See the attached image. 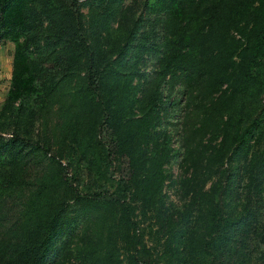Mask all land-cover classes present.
I'll use <instances>...</instances> for the list:
<instances>
[{
	"label": "trees",
	"instance_id": "trees-1",
	"mask_svg": "<svg viewBox=\"0 0 264 264\" xmlns=\"http://www.w3.org/2000/svg\"><path fill=\"white\" fill-rule=\"evenodd\" d=\"M140 7L133 17L126 0H0V40L13 46L0 264H158L140 228L150 219L169 264H264V0ZM174 107L188 199L172 219L162 188L174 151L160 122ZM112 153L128 174L110 191Z\"/></svg>",
	"mask_w": 264,
	"mask_h": 264
},
{
	"label": "rangeland",
	"instance_id": "rangeland-1",
	"mask_svg": "<svg viewBox=\"0 0 264 264\" xmlns=\"http://www.w3.org/2000/svg\"><path fill=\"white\" fill-rule=\"evenodd\" d=\"M141 1L142 0H126V4H131L132 6L133 14L131 16L134 17L135 14L141 10ZM81 10L85 12V8H82ZM145 24L146 23H144V25ZM146 28L147 25L144 29ZM12 48L13 46L11 42L0 40V104L5 97V93L9 85ZM151 65L152 59L150 55H146L145 62L144 64H141L140 67L145 69V71H148L151 69ZM172 96H174V93L171 94V97ZM177 114L178 108L174 107L172 111H169V115L166 118L163 117L164 119H162L160 122V127L167 131V133L170 135L169 145L174 151L173 156L164 165L166 177L162 188L165 214L172 219H174V217H179V214L184 211L188 199L187 196L184 195V187L180 183V179L182 178V169L178 165V152L180 149L178 147L177 137L174 134L173 126ZM98 138L108 149L113 148V141L110 140L105 128H99ZM111 157L112 164L110 165L107 172V183H105V187L110 189V191L115 187L114 184L118 178L126 177L128 174L127 159L124 156H117L114 153H112ZM243 183V179H240L238 183H235L233 190L231 191L232 193L227 198H225L227 202V209L230 211H236L238 209L239 203L241 202V198L243 196V192H241ZM89 187L91 189H95V185L90 184ZM260 206L261 213L264 214V198ZM141 223H143L140 227L143 234V241L146 246L149 247L150 259L158 262V264H169L171 260L167 257L168 253L163 252L165 248L160 244L163 238H160L159 243H157V239L160 237V235L156 233L157 226L153 224L157 222H153V220L150 219Z\"/></svg>",
	"mask_w": 264,
	"mask_h": 264
}]
</instances>
